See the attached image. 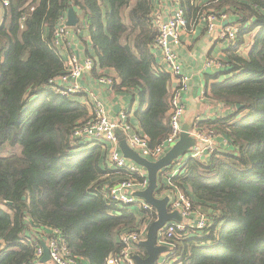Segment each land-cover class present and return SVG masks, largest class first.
I'll list each match as a JSON object with an SVG mask.
<instances>
[{
    "label": "trees",
    "instance_id": "16d2710c",
    "mask_svg": "<svg viewBox=\"0 0 264 264\" xmlns=\"http://www.w3.org/2000/svg\"><path fill=\"white\" fill-rule=\"evenodd\" d=\"M7 1L0 0V264H35L31 227L58 229L77 260L106 264L122 247L120 233L154 221L156 211L140 216L106 197L109 178L120 175L109 168L108 144L73 137L88 109L47 85L65 71L54 31L72 8L78 24L70 29L88 33L92 72L115 71L114 87L147 102L137 117L152 148L169 134L171 97L170 74L154 71L152 0ZM178 2L186 26L210 12L233 15L238 32L224 50V71L207 75L204 89L230 113L193 125L220 132L229 147L185 159L167 185L209 224L178 236L166 264H264V0Z\"/></svg>",
    "mask_w": 264,
    "mask_h": 264
},
{
    "label": "built area",
    "instance_id": "2783aa9c",
    "mask_svg": "<svg viewBox=\"0 0 264 264\" xmlns=\"http://www.w3.org/2000/svg\"><path fill=\"white\" fill-rule=\"evenodd\" d=\"M178 1V0H176ZM8 1L3 0V4L7 5ZM206 22V28L209 33L215 32L217 38L230 42L235 39L238 32V27L235 24L221 25L220 22L225 19V15L220 18L212 13H205L200 18ZM199 19V20H200ZM24 20V18H22ZM198 20V21H199ZM186 25V19L183 11L179 8L166 20H156L155 28L157 36L152 45L153 49H160L165 69L177 78L178 87L174 89L170 97V112H169V127L168 136L158 145L149 146L148 138L139 135L132 130L131 125L127 121V115L124 110L119 112L117 121L109 118L105 108L99 100L95 99L91 113L88 118L79 125L73 137L77 139L102 141L108 144V161L114 169L123 171L126 174L132 175L124 177L116 185L106 186V197L115 204L134 205L138 204L144 211L152 210V206L141 198L134 195L137 190H143L148 185V179L145 172H142L135 163L126 159L119 150V141L116 135V129L125 134L127 144L142 157L152 160H158L162 157L179 139L182 132V118L185 113V107L181 100V93L186 91L189 84V77L182 73L178 56L174 51L173 46L179 43V32ZM70 27L66 25V16H61L59 24L54 31V43L58 47L65 42L69 35ZM207 67L216 65L215 61L209 59L206 63ZM94 67V61L91 58L80 60L71 47L68 48V56L65 60V71L47 83L61 95L72 93H80L83 91L78 80L86 72L91 71ZM158 72L159 70H155ZM160 71V72H161ZM102 82L112 84L111 78L101 79ZM190 136L194 140V144L188 149L185 154V159L195 158L197 160H205L210 158L212 153L217 150H225L229 147L228 140L214 129L199 130L197 128L190 130ZM219 148H217V141ZM224 147V148H222ZM227 147V148H228ZM176 162V161H175ZM173 163L168 168L159 172L165 178L166 185H170V179L175 176L184 162ZM168 187V186H167ZM169 210L177 211L182 217V222H167L158 231L156 244L166 246L167 251L163 252L154 264H166L172 262V254L175 249L177 237L186 234L192 229H203L209 224V219L206 212L199 206L187 198V196L176 188H170ZM148 222H141L135 228L123 231L119 235V241L122 244L116 256H109L106 264H136L134 256L136 255L135 245L145 237L148 227ZM33 239H38V233L43 235L45 245L49 250V256L52 264H79V260L75 255L71 254L67 248L64 239L58 229H34L31 227ZM40 242V239H39ZM44 254L43 247L39 245L35 249L34 263L47 264L41 261Z\"/></svg>",
    "mask_w": 264,
    "mask_h": 264
},
{
    "label": "crops",
    "instance_id": "0c3cea01",
    "mask_svg": "<svg viewBox=\"0 0 264 264\" xmlns=\"http://www.w3.org/2000/svg\"><path fill=\"white\" fill-rule=\"evenodd\" d=\"M152 6H153L152 15L155 21L166 20L171 15H173L175 11H177L180 8L179 2L176 0H152ZM66 13H64L65 16ZM234 20L235 19L233 15L232 16L225 15V19L217 23H220L221 25H225L234 22ZM69 30H70L69 35L65 40V42L58 45L59 53L64 59V62L68 56L69 47L73 49V51L76 53L77 57L80 60H83L84 58L88 57L93 59V61H95L94 58L92 57L95 55L91 46V42L88 37V33L86 31L79 32V35H81V37L84 39L83 42L78 39L77 37L78 34H75L71 29ZM228 46L229 43L217 38L215 32L209 33L207 31L206 22L203 19H200L193 25L190 26L185 25V27L182 28L179 32V43L177 46H173V48L178 56L182 73L189 77L188 88L186 91H183L181 93V100L185 107V113L182 118V124L189 125L191 128L190 130L195 129L194 124H196V122L215 120L224 117L225 115L230 113V108L224 106L221 103H216L214 101H211L205 96V91H204L206 87L207 75L209 76V74L211 75L214 73H219L224 71L225 66L224 64H222V60L225 58L224 50L227 49ZM152 51L156 59L155 70H159L158 72H160L162 69H165L164 66L165 64L162 59V52L160 49L157 48L153 49ZM246 51L247 49L243 50V52ZM209 59L214 60L216 65L213 67L210 66L207 67L205 63ZM164 72L170 74L167 70ZM170 76L171 78L168 84V90L169 92L172 93V91H174V89L178 87V82L175 76H173L172 74H170ZM223 77L224 75H222L220 79H222ZM104 78H111V80H113V83L108 84L102 82L101 79ZM78 83L82 87L83 91L80 93H72L68 95L76 99L80 103L84 104L87 107L89 114L91 113L94 100L97 99L103 105L107 115L111 120L117 121V116L119 115V112L124 110L127 115V121L131 125L132 130L139 135L145 136L140 128L137 115L145 111L148 104L147 102H142L139 99V96L135 92L127 91L124 88L119 89L117 87H114L115 84H118V79L116 77L115 71L113 70L102 71L98 69L97 71L92 72L91 70L89 72H86L82 77H80ZM116 135L119 142L121 140H126L125 134L123 135L120 129H116ZM219 142H221V139L217 141L218 149H220L218 146ZM108 147L110 148V146ZM227 147L228 146H226V148L224 147L222 148L227 149ZM148 160L155 161L152 159H148ZM108 164L110 169H114V167L110 164V162H108ZM138 167L141 168L140 170L142 172H145L147 177L146 170H144L140 166ZM119 174H120L119 176L111 175V178H109L108 181L114 183L113 185H116L121 179L124 178V176L132 177V175L126 174L123 171H120ZM162 187H164V189ZM137 191H142V190H137ZM170 193L171 192H169V188H167L165 178L162 177L161 174L160 175L158 174L157 189L154 195L158 198H162L168 196V194ZM153 208L154 207L152 206V209ZM167 208L168 211H170L169 202ZM130 209L134 213L143 216L142 212L140 211L142 209L139 207L138 204L130 205ZM156 216H157V212H156ZM145 221L148 222L147 224L149 227V224L152 221L146 220L144 218L141 222H145ZM146 235L145 237H143V239H141V241L146 239ZM38 237H39L38 240L40 239V241H42L44 238V236L40 235V233H38ZM138 245L139 243L135 245L136 255L145 257L147 254L145 249H144L145 255L143 254L140 255L137 253V251H139ZM47 264H52V263L48 261ZM79 264H89V263L87 260L81 258L79 260Z\"/></svg>",
    "mask_w": 264,
    "mask_h": 264
},
{
    "label": "water",
    "instance_id": "95a60500",
    "mask_svg": "<svg viewBox=\"0 0 264 264\" xmlns=\"http://www.w3.org/2000/svg\"><path fill=\"white\" fill-rule=\"evenodd\" d=\"M77 24V15L72 8H69L66 13V25L72 28ZM239 106L240 105H237V108H239ZM190 129L189 125H182V132L178 141L156 161H150L141 157L127 144L126 140H121L119 142L121 154L147 172V187L142 191H135L134 195L138 198L144 199L148 204L152 205L157 212V218L149 224L146 239L139 242V245L144 247L147 254L145 257L135 255L134 259L136 264H154L159 255L167 251L166 246L156 244L159 229L170 221L182 222V217L177 211H168L167 205L169 202V196L158 198L154 193L157 189V176L159 172L171 166L181 156H184L188 149L194 144V140L190 136ZM40 244L44 250L41 261L47 263L50 260L49 250L44 241H40Z\"/></svg>",
    "mask_w": 264,
    "mask_h": 264
},
{
    "label": "rangeland",
    "instance_id": "374dc122",
    "mask_svg": "<svg viewBox=\"0 0 264 264\" xmlns=\"http://www.w3.org/2000/svg\"><path fill=\"white\" fill-rule=\"evenodd\" d=\"M184 160H185V155H184V156H181L180 158H178V159L176 160L175 163H177V162L181 163V162H183ZM206 214H207V213H206Z\"/></svg>",
    "mask_w": 264,
    "mask_h": 264
}]
</instances>
